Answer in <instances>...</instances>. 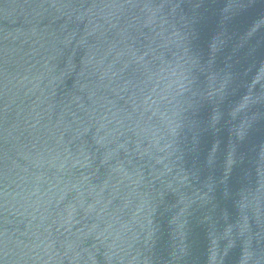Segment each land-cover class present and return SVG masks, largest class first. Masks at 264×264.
<instances>
[{
    "label": "water",
    "instance_id": "95a60500",
    "mask_svg": "<svg viewBox=\"0 0 264 264\" xmlns=\"http://www.w3.org/2000/svg\"><path fill=\"white\" fill-rule=\"evenodd\" d=\"M0 264H264V0H0Z\"/></svg>",
    "mask_w": 264,
    "mask_h": 264
}]
</instances>
